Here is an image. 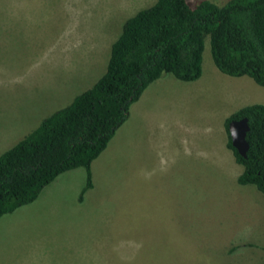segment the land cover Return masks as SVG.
<instances>
[{
    "label": "rangeland",
    "instance_id": "374dc122",
    "mask_svg": "<svg viewBox=\"0 0 264 264\" xmlns=\"http://www.w3.org/2000/svg\"><path fill=\"white\" fill-rule=\"evenodd\" d=\"M154 1L0 0V152L89 87L123 21ZM157 79L91 161L80 198L76 167L0 216V264L264 262V195L234 180L224 128L264 103V87L220 72L207 36L197 79Z\"/></svg>",
    "mask_w": 264,
    "mask_h": 264
},
{
    "label": "trees",
    "instance_id": "16d2710c",
    "mask_svg": "<svg viewBox=\"0 0 264 264\" xmlns=\"http://www.w3.org/2000/svg\"><path fill=\"white\" fill-rule=\"evenodd\" d=\"M205 36L220 72L246 75L264 87V0H155L123 21L104 71L89 87L0 152V216L31 202L58 174L76 167L84 170L80 198L92 186L91 161L144 88L162 73L181 81L200 76ZM241 117L248 125L244 156L230 145L226 127ZM224 128L226 146L241 166L236 182L264 195V103L239 107Z\"/></svg>",
    "mask_w": 264,
    "mask_h": 264
},
{
    "label": "water",
    "instance_id": "95a60500",
    "mask_svg": "<svg viewBox=\"0 0 264 264\" xmlns=\"http://www.w3.org/2000/svg\"><path fill=\"white\" fill-rule=\"evenodd\" d=\"M227 133L230 145L241 155L244 156L247 149L245 133L248 130L247 119L241 117L238 119H230L227 122Z\"/></svg>",
    "mask_w": 264,
    "mask_h": 264
},
{
    "label": "crops",
    "instance_id": "0c3cea01",
    "mask_svg": "<svg viewBox=\"0 0 264 264\" xmlns=\"http://www.w3.org/2000/svg\"><path fill=\"white\" fill-rule=\"evenodd\" d=\"M160 79V77H158V79L156 80V81H158ZM156 81L154 82V83H156ZM150 85H152V84H150ZM150 87H152V86H148L144 91H143V93H142V96L140 97V99H138V101H136V103H134L131 107L132 108H134V107H137V105H138V103L141 101V99H142V97H143V95L148 91V89L150 88ZM133 103V102H132ZM131 105V104H130ZM130 105H129V107H130ZM136 105V106H135ZM128 111H129V109H128ZM127 116H128V114H127ZM127 118V117H126ZM234 161V160H233ZM234 164H235V166H236V169H235V171H234V180L236 179V176L241 172V167L236 163V162H233ZM234 167V166H233ZM235 168V167H234ZM236 181V180H235ZM237 183V182H236ZM237 184H239V183H237ZM244 185H246V184H244ZM247 185H250V184H247ZM121 261H123V262H120L121 264H124V263H127L128 262V260H126L124 257L121 259ZM128 264V263H127Z\"/></svg>",
    "mask_w": 264,
    "mask_h": 264
}]
</instances>
